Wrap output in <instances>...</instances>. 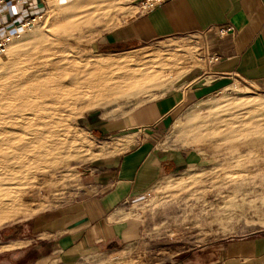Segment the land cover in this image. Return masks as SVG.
Listing matches in <instances>:
<instances>
[{
	"label": "rangeland",
	"instance_id": "rangeland-1",
	"mask_svg": "<svg viewBox=\"0 0 264 264\" xmlns=\"http://www.w3.org/2000/svg\"><path fill=\"white\" fill-rule=\"evenodd\" d=\"M46 1L42 17L20 28L18 37L0 54V75L5 70L3 64H10L12 57H22L26 49L38 43L32 39L33 34L42 31L45 35L41 38H45L50 29L72 22L74 27L60 36L66 45L62 50L66 58L137 64L149 68L154 80L135 97L96 99L91 104L80 100L58 108L66 117L70 113L71 134L67 138H73L69 156L58 164L33 167L27 178L19 181V205L27 210L0 223V245L12 240L30 244L13 251L0 246V264H28L44 254L48 242L39 238L38 230L47 223L42 224V219L87 196L95 165L126 149L125 142L118 139L120 135L97 132L100 128L94 123L86 124L87 115L118 119L178 86L192 68L208 64V51L197 37L100 49L99 37L138 14V0H84L86 4L70 11L76 16L65 22L63 7L75 0ZM168 136L169 144L197 151L198 161L128 203L124 216L142 223L138 241L111 244L85 255L76 264H219L215 262L216 249L222 244L231 248L264 238V91L240 80L231 82L185 109ZM241 261L227 264H264L262 257Z\"/></svg>",
	"mask_w": 264,
	"mask_h": 264
},
{
	"label": "crops",
	"instance_id": "crops-1",
	"mask_svg": "<svg viewBox=\"0 0 264 264\" xmlns=\"http://www.w3.org/2000/svg\"><path fill=\"white\" fill-rule=\"evenodd\" d=\"M46 2L3 3L0 39L41 14ZM228 24L234 27V35H219L217 29ZM173 37L201 38L207 53L218 60L192 68L178 86L118 119L87 115L86 124L94 123L100 128L97 132L120 135L118 139L127 147L95 165L87 196L42 219V224H47L38 230L39 238L48 242V250L28 264H76L85 255L111 244L138 241L142 223L124 216L128 203L198 161L199 153L194 149L168 143V132L181 113L236 80L264 91V0L169 1L148 13L135 14L104 33L97 44L100 49L126 48ZM29 244L12 240L0 246L13 251ZM226 248L224 244L217 247L216 263L264 258V238Z\"/></svg>",
	"mask_w": 264,
	"mask_h": 264
},
{
	"label": "bare ground",
	"instance_id": "bare-ground-1",
	"mask_svg": "<svg viewBox=\"0 0 264 264\" xmlns=\"http://www.w3.org/2000/svg\"><path fill=\"white\" fill-rule=\"evenodd\" d=\"M83 2L75 0L71 6L63 7V13L60 12L64 22L71 16L73 19L75 14L70 11ZM73 27L72 22L59 24L45 38H41L42 31L36 32L32 39L38 43L26 49L22 57L11 56V63L2 66L5 70L0 75V223L27 210L19 205V181L27 178L29 169L43 163L58 164L68 158L73 138H67L71 134L70 113L66 117L58 108L80 100L91 104L96 99L135 97L154 80L148 74L149 68L137 64L123 65L91 57L66 58L62 51L66 45L60 36Z\"/></svg>",
	"mask_w": 264,
	"mask_h": 264
},
{
	"label": "built area",
	"instance_id": "built-area-1",
	"mask_svg": "<svg viewBox=\"0 0 264 264\" xmlns=\"http://www.w3.org/2000/svg\"><path fill=\"white\" fill-rule=\"evenodd\" d=\"M8 0H0V6L5 3ZM16 2L21 3L23 0H15ZM169 1H174V0H138L137 1V12L139 14H145L148 13L149 11L153 10L155 7L164 4ZM42 17V13L39 15H36L22 23V27H26L31 25L33 22L36 20L40 19ZM217 32L219 35H234L235 29L232 25H224L220 26L217 29ZM19 31H15L13 33L5 35L2 39H0V54L5 51L6 45L14 38L18 37ZM206 59L208 63L215 62L218 60V57L214 54H206Z\"/></svg>",
	"mask_w": 264,
	"mask_h": 264
}]
</instances>
